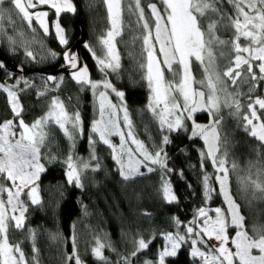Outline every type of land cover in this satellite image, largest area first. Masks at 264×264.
<instances>
[{
    "label": "snow or ice",
    "instance_id": "snow-or-ice-1",
    "mask_svg": "<svg viewBox=\"0 0 264 264\" xmlns=\"http://www.w3.org/2000/svg\"><path fill=\"white\" fill-rule=\"evenodd\" d=\"M103 3L107 7L110 28L99 40L102 55H97L96 50L87 43L85 48L92 53L104 79L91 80L88 68L79 65L75 53L70 50L63 53L65 64L62 67L72 69V80L81 86L82 91L85 86L90 88L99 104V118L93 119L89 133L90 154L87 159L77 156L74 151L77 137L83 131L79 111L70 113L65 102L55 96L45 115L31 125L26 124L22 118L24 107L20 93L37 86L22 77L16 78L15 84L0 83V91L7 93L13 114V119L0 123V181H4L0 183V264H40V250L37 247L40 233L37 229L27 227L26 214L31 206L43 207L38 181L46 167L41 161L59 162V157L52 152L55 147L53 126L70 142L69 153L63 161L66 166V182L69 186L83 190L86 174L101 168L96 155L97 143H103L111 149V157L124 181L145 175L141 167H145L147 173L156 171L151 165L158 166L165 174L173 172L167 165L164 146L171 142L168 134L188 131V121H191L189 139L199 138L204 142V149L199 150L201 169L204 170L205 161L211 162L219 194L227 204V214L219 207L212 210L200 207L194 219L183 225V233L179 231L181 222L173 218L177 231L162 233L165 244L156 260H146L144 264H165L167 257L176 256L178 250L189 242L191 257L199 259L202 264H264V225H254L251 231L248 230L241 206L230 189V174L237 170L238 165L233 160L229 166V141L224 133L223 115L227 109L229 116L238 125H242L243 131L258 142L257 156L264 155V97L253 98L252 95L260 82H264V0H159L162 8L157 3H148L150 16L146 15L142 0H103ZM124 3L127 4L129 17L135 18V28L131 22L125 25ZM225 3L231 11L225 8ZM42 5L54 9L57 18L61 13L76 12L72 0H0V40H6L13 51L17 47H24L26 57L32 60L36 59V55L29 45L37 41L35 37L31 41L26 40L24 31H16V23L27 22L28 28L34 33L36 29L32 22L35 20L44 34L48 35L46 18L49 13L30 11ZM5 19L13 28L11 35L5 30ZM54 27L59 44L67 46L69 40L58 19ZM125 27L134 33L130 41L132 46L142 41L141 61L137 65L150 92L145 109L158 124L161 133H168L163 134L162 145L154 153L135 134L125 101L126 93L118 90L107 79L110 73L119 74L122 70L116 37L123 35ZM221 33L231 35L225 39ZM225 49H230L227 57ZM57 55L55 51L48 50L41 59L55 58ZM223 58L228 59V66L221 72L219 61ZM197 64L203 72L202 79H197L193 74L194 65ZM3 67L5 65L0 63V68ZM254 68H258L259 74ZM48 82H54L55 89H59L64 83V77L47 76L43 88L37 90L38 98L46 97L52 90ZM244 85H248L247 94L242 90ZM110 93L115 94L118 103L109 99ZM245 96L249 101L246 112L243 111L242 99ZM143 112L141 110V115ZM197 112L208 114V124L196 123L194 114ZM120 113H123L122 123ZM17 118L18 124L14 122ZM145 132L149 133L148 125H145ZM117 136L119 145L112 140V137ZM92 161H95L94 165ZM210 180L211 174L204 172L206 201L211 199L215 191ZM251 183L264 198V182L258 178ZM58 191L62 197V189ZM159 191L167 203L176 201L170 182L163 176ZM242 191L246 192L247 187H242ZM5 193L6 200L3 198ZM22 194L27 195L30 204L21 198ZM209 211L215 212L214 218L209 215ZM84 212L87 215L86 207ZM229 227L235 229L234 236L229 235ZM13 230H27L32 247L31 257L26 255L22 241L12 242L10 233ZM48 235L52 241L60 239L58 233ZM211 241L218 243L213 244ZM150 243L151 240L146 241L143 237L134 239V250L124 256L111 241L96 238L91 251L100 264H110L104 255L105 249L117 254L119 258L115 264H132V257L147 249ZM65 258L67 261L74 259L75 264H84L75 235L73 251Z\"/></svg>",
    "mask_w": 264,
    "mask_h": 264
},
{
    "label": "trees",
    "instance_id": "trees-1",
    "mask_svg": "<svg viewBox=\"0 0 264 264\" xmlns=\"http://www.w3.org/2000/svg\"><path fill=\"white\" fill-rule=\"evenodd\" d=\"M78 3L87 44L96 50L98 47L96 43L99 42L100 35L107 27L108 18L105 5L103 0H78ZM148 3H157V6L162 8L159 0H142L146 15L150 16L147 9ZM225 8L231 11L226 3ZM125 11L123 13L125 25L131 22L132 27L135 28V18H130ZM58 22L65 29L69 46H71L79 38L77 13H62ZM4 25L8 34H13V28L8 25L6 19ZM16 31H24V26L16 24ZM39 33V35L37 33L29 35L30 37L25 36V39L31 41L35 37L38 44L43 45L45 50L43 53L46 54L48 50L55 51L58 53L56 58L32 60L26 57L24 47H17V50L13 51L6 40L0 43L2 61L9 60L15 66L20 67L22 72H27L21 75L10 73L4 67L0 68V83L15 84L16 78L22 77L34 82L37 86L20 93L21 104L24 107L22 118L26 124H32L38 117L45 114L49 109L52 96L55 95L49 91L46 97H37V90L43 88L45 78L43 74L35 71H55L63 64V51L52 32L50 31L49 36L45 37L43 32ZM133 34L125 27L123 35L119 36L117 44L122 70L119 74L110 73L107 79L118 90L126 93L125 101L133 120L135 134L150 151L155 152L162 145L164 133H161L158 124L151 119V114L145 109L148 100L147 82L142 78L137 65V62L141 61V41H137L136 45L132 46L130 41ZM221 35L222 38L228 39L231 33H221ZM35 44L29 45L34 54ZM82 56L90 70L89 76L92 80L104 79V74L96 70L95 61L83 49ZM219 68L222 72V60L219 61ZM10 76L13 78L10 79ZM60 76L64 77V85L59 92L64 100L72 104V107L67 104L68 108L79 111L83 119L85 136L77 137L74 151L77 156L85 158L89 151V135L86 133V128L88 129L95 116L93 100L88 87L85 86L82 91L81 86L73 84L67 76L60 74L58 78ZM20 87L23 88V84ZM48 87L54 89L55 85H48ZM252 95L253 97H264V82H260ZM141 110H144L143 115H141ZM223 115L225 117L224 133L229 141V166L233 160L238 165L237 170L230 174V189L234 199L241 206L242 215L246 218V227L251 231L254 225H264V198L261 193L255 191L251 183L258 178L264 182V155L257 156L258 142L243 131L242 125H238L237 121L229 116L227 109L224 110ZM9 119H13V114L7 104L5 94L0 93V123ZM194 119L199 124L209 122L206 112L195 113ZM17 120L19 118L14 122ZM187 124L188 131L167 133L171 142L164 146V152L167 155V165L173 169V172L165 174L159 170L158 166L151 165L157 170L147 173V169L141 167L140 170L146 173L145 175L124 181L117 170L116 162L111 157V149L103 143H97L96 155L99 157L101 168L96 172L89 171L86 174L83 190L69 186L66 182V166L63 161L69 153L70 142L62 132L53 127L55 147L52 148V152L59 157V162L41 161L46 167V171L41 174L40 181H38L43 207L31 206L26 214L27 227L37 229L40 233L37 238L40 264H75L74 259L67 261L65 258L73 251V235L76 237L78 252L84 264H100L91 251L95 246L96 238L111 241L119 253L124 256L130 255L134 250V239L143 237L146 241L151 240L147 249L136 257H132V264H144L146 260L155 261L158 252L165 244L162 233H175L177 230L173 218L181 222L180 229H182L184 224L194 219L195 212L200 207L225 208L211 162L205 161V168L203 171L201 169L199 150L204 149V142L199 138L189 139L191 121ZM145 125H148L150 134L145 132ZM204 172L211 174L210 184L215 189L208 202L204 195ZM162 176L170 182L172 191L177 197L173 203L164 201L159 191ZM244 186L247 187L246 192L242 191ZM58 189H62V197ZM22 199L30 204L28 198ZM84 207L87 209V215H85ZM49 233H58L60 239L50 240ZM10 237L13 243L22 241L26 255L31 257L32 247L27 230H13ZM104 255L108 257L110 264H115L119 258L116 253L108 249L104 250ZM165 264L200 263L191 257L186 246H182L176 256L166 258Z\"/></svg>",
    "mask_w": 264,
    "mask_h": 264
},
{
    "label": "rangeland",
    "instance_id": "rangeland-1",
    "mask_svg": "<svg viewBox=\"0 0 264 264\" xmlns=\"http://www.w3.org/2000/svg\"><path fill=\"white\" fill-rule=\"evenodd\" d=\"M72 3H73V5H74V7H75V4H74V2H73V0H72ZM105 5V4H104ZM122 7L123 8H125L126 9V14H128V12H127V4L126 3H124V4H122ZM105 9H106V13H107V7H106V5H105ZM30 11H46V12H48L49 13V15H48V17H49V26H50V31L52 32V34L54 35V37H55V39H56V42H57V44L59 45V47L62 49V51L64 52L68 47H69V43H68V45L67 46H61L60 44H59V41H58V39H57V37H56V34H55V27H54V25H55V23L57 22V16H56V13H55V10L54 9H52V8H50V7H48V6H46V5H42V6H39L38 8H36V9H30ZM62 14V13H61ZM71 14H73V13H71ZM107 18H108V13H107ZM16 24H21V25H23L24 26V31H25V36H28V37H30L31 35H36V33H37V35H39L40 33V30L36 27V25L34 24V21L32 22V26H33V28H35L36 29V31L33 33V31H32V29L31 28H28V25H27V22H21V21H17V23ZM109 28H110V24H109V20L107 21V27H106V29L104 30V32H103V34L102 35H100V37H99V40H100V38L102 37V36H105L106 35V32L109 30ZM49 31V32H50ZM30 35V36H29ZM44 35V37L45 36H49V34L48 35H45V34H43ZM118 38H119V36L118 37H116V49H117V51L119 52V48H118ZM1 41L2 40H0V43H1ZM37 41V40H36ZM39 42H36V44H35V47H33V49H34V51H35V55H36V58L38 59V60H43V59H41V56L44 54L43 53V51H45L44 50V48H42L41 47V45H39L38 44ZM141 43H142V41H141ZM95 45V44H94ZM96 46H98V47H96V52H97V55H102V53H101V51H100V49H101V45H100V43L98 42V43H96ZM158 47V46H157ZM83 50L85 51V52H87L88 54H89V56H90V58H92L94 61H95V64H96V70L98 71V72H100V70L98 69V67H97V63H96V60L93 58V55H92V53L91 52H89L85 47L83 48ZM229 51H230V49H225V56L227 57L228 56V53H229ZM119 54H120V52H119ZM56 58V57H55ZM48 59H50V60H52V58L51 57H49V58H47V60ZM45 60V59H44ZM121 60V59H120ZM222 60V67H223V70H225L226 69V67L228 66V59L227 58H223V59H221ZM18 69L19 70H21L22 71V69L20 68V67H18ZM254 71H256L257 72V74H259L258 73V68H254ZM223 72V71H222ZM101 73V72H100ZM21 74V73H20ZM194 75H195V77H197L198 78V76H199V79H202L203 78V72H202V70L200 69V67H199V65L197 64V65H194V73H193ZM22 75V74H21ZM44 76V75H43ZM90 77V76H89ZM44 78H45V76H44ZM46 79V78H45ZM90 79L92 80V78L90 77ZM102 80V79H101ZM101 80H98V81H101ZM94 81V80H93ZM96 81V80H95ZM145 82H146V80H145ZM229 83H230V81H229ZM64 84H62V86H63ZM61 86V87H62ZM60 87V88H61ZM87 87V86H86ZM59 88V89H60ZM147 88H148V86H147ZM59 89H52L50 92H52L53 94H55V95H53L52 97H55V96H58L62 101H64L65 102V104L67 105V104H70L71 105V107H72V104L70 103V102H67L66 100H64L63 99V96L61 95V93L59 92ZM101 90H103V89H101ZM242 90H243V92L244 93H246L247 94V92H248V85H244L243 86V88H242ZM89 91H90V95H91V98H92V100H93V106H94V114H95V116H94V119H98L99 118V113H98V107H99V104H98V101L97 100H95L94 99V97H93V93H92V90L89 88ZM0 93H3V94H5V96H6V99H7V104L9 105V103H8V97H7V93H5V92H3V91H0ZM149 95H150V92H149V89H148V98H149ZM253 98H255V97H253ZM52 99V98H51ZM109 99L113 102V103H118V98L115 96V94L114 93H110L109 94ZM243 99V111H247V103L249 102L248 101V99H247V96H245L244 98H242ZM147 103H148V100H147ZM70 107V109L68 108V106H67V108H68V111L70 112V113H75L76 111H74L72 108ZM9 108H10V110H11V107H10V105H9ZM43 115H45V114H43ZM42 115V116H43ZM120 115V117H121V123H122V116H123V113H120L119 114ZM41 116V117H42ZM38 118H40V117H38ZM37 118V119H38ZM81 121H82V129H83V131H82V133H80L78 136H80V137H83V136H85L84 134H85V132H84V130H85V128H84V125H83V119H82V116H81ZM18 122H19V120H17L15 123H17L18 124ZM91 124H92V121H91V123H90V125H89V127H88V129L86 128V133L89 135V133H90V130H91ZM29 125H31V124H29ZM54 128H55V126H53ZM53 128V129H54ZM56 129H58V128H56ZM59 130V129H58ZM160 130V129H159ZM17 131H19V129L17 128ZM60 131V130H59ZM124 131L125 132H127V129H124ZM61 132V131H60ZM164 134H167V132H165ZM96 139L98 140V137H96ZM112 140H113V143H115V144H117V145H119V143H120V140H119V137L117 136V137H112ZM131 142L129 141V144H130ZM133 148L135 147V145H131ZM154 153V152H153ZM89 154H90V147H89V151H88V154H87V156L84 158V159H87L88 157H89ZM125 159H127V158H125ZM95 163V161H92V164H94ZM0 182H2V183H4V181H0ZM24 197H26V198H28L27 197V195L26 194H22V197L21 198H24ZM3 198L6 200L7 199V194L5 193V194H3ZM29 199V198H28ZM209 201V199L206 201V202H208ZM225 202V201H224ZM225 208H222V207H219V208H221L224 212H225V214H227V204L225 203ZM215 208H217V207H205V209L206 210H212V209H215ZM209 215L210 216H212L213 218L215 217V212L214 211H209ZM229 222H230V218H229ZM188 224V223H187ZM187 224H184V225H187ZM184 227H182V229H179V231L180 232H184ZM177 231V230H176ZM229 235L230 236H234L235 235V229H232V227H229ZM210 243H218V242H216V241H211ZM183 246H186L187 247V249H188V251H189V253H190V242L189 243H186V244H184ZM201 247H203V246H201ZM229 247H231V245H229ZM198 261H199V263L200 264H202V261H200L199 259H197Z\"/></svg>",
    "mask_w": 264,
    "mask_h": 264
},
{
    "label": "water",
    "instance_id": "water-1",
    "mask_svg": "<svg viewBox=\"0 0 264 264\" xmlns=\"http://www.w3.org/2000/svg\"><path fill=\"white\" fill-rule=\"evenodd\" d=\"M74 4H75V8H76V13H77V20H78V26H79V38L69 47L67 48L65 51H72L73 53H75L77 56H78V62H79V65L80 66H87L86 62L84 61L83 59V56H82V49L85 47V44L87 43V39H86V32H85V27H84V23H83V19H82V16H81V13H80V5L78 3V0H73ZM47 19V24L49 23L48 22V18ZM34 21V24L36 25V27L41 31L43 32V29H41L39 27V24L35 21ZM44 33V32H43ZM0 60H2V58L0 57ZM62 61H63V65L65 64V61L63 59V56H62ZM4 65H5V68H7L8 70H10L11 72H16V73H21V74H26L27 72H22L21 70H19L12 62H10L9 60H4ZM71 71H73L72 69L70 68H67V67H61L55 71H50L47 73L46 75V78L47 76L49 75H52V76H55L57 77L58 75L62 74L64 76H67L70 81L73 83V84H77L75 81L72 80L71 78ZM36 73L38 74H44V71H40V70H36L35 71ZM88 72H89V75H90V70L88 68ZM46 80V79H45ZM48 85L49 86H53L55 85L54 82H48Z\"/></svg>",
    "mask_w": 264,
    "mask_h": 264
},
{
    "label": "flooded vegetation",
    "instance_id": "flooded-vegetation-1",
    "mask_svg": "<svg viewBox=\"0 0 264 264\" xmlns=\"http://www.w3.org/2000/svg\"><path fill=\"white\" fill-rule=\"evenodd\" d=\"M48 18V22H49V17H47ZM48 26H49V23H48ZM49 31H50V26H49ZM1 47V46H0ZM70 47V46H69ZM68 47V48H69ZM64 53V52H63ZM63 56V55H62ZM0 63H2V64H4V62L2 61V60H0ZM63 65V64H62ZM62 65H61V67H62ZM17 67V66H16ZM60 67V68H61ZM5 68V67H4ZM18 68V67H17ZM6 70H8L7 68H5ZM8 72H10V73H16V72H11L10 70H8ZM47 73H48V71H44V76H45V78H46V75H47ZM59 76V75H58ZM58 76H57V78H58ZM70 80V79H69Z\"/></svg>",
    "mask_w": 264,
    "mask_h": 264
}]
</instances>
